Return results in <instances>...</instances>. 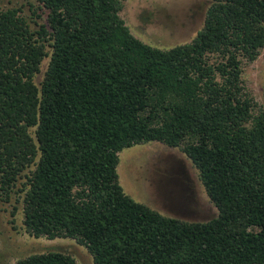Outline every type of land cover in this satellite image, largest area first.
<instances>
[{
    "label": "trees",
    "instance_id": "trees-1",
    "mask_svg": "<svg viewBox=\"0 0 264 264\" xmlns=\"http://www.w3.org/2000/svg\"><path fill=\"white\" fill-rule=\"evenodd\" d=\"M36 1L38 30L0 10V184L8 197L26 179V232L75 240L93 264H264V108L243 82L264 0H211L192 42L165 50L132 34L125 0ZM150 142L191 160L217 217H167L124 192L120 153Z\"/></svg>",
    "mask_w": 264,
    "mask_h": 264
},
{
    "label": "rangeland",
    "instance_id": "rangeland-1",
    "mask_svg": "<svg viewBox=\"0 0 264 264\" xmlns=\"http://www.w3.org/2000/svg\"><path fill=\"white\" fill-rule=\"evenodd\" d=\"M211 3V0H125L121 17L135 37L165 50L192 42L204 27ZM8 9H16L33 30L48 24V11L36 0H0V10ZM48 63L49 59L43 62L42 72L36 78L38 83ZM243 68L246 90L264 108V49L255 62L244 64ZM117 171L128 196L164 216L206 222L218 215L198 170L180 148L150 142L124 149ZM25 181L20 179L18 188L8 197L0 184V264H17L30 255L50 251L69 254L78 264H93L87 248L75 240L37 239L26 232L23 199L18 192Z\"/></svg>",
    "mask_w": 264,
    "mask_h": 264
}]
</instances>
